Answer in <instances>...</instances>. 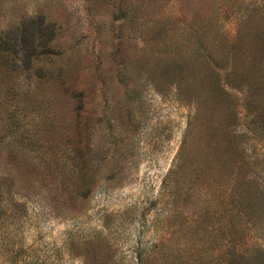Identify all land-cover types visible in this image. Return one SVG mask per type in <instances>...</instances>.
I'll return each mask as SVG.
<instances>
[{
    "label": "rangeland",
    "instance_id": "374dc122",
    "mask_svg": "<svg viewBox=\"0 0 264 264\" xmlns=\"http://www.w3.org/2000/svg\"><path fill=\"white\" fill-rule=\"evenodd\" d=\"M0 264H264V0H0Z\"/></svg>",
    "mask_w": 264,
    "mask_h": 264
}]
</instances>
